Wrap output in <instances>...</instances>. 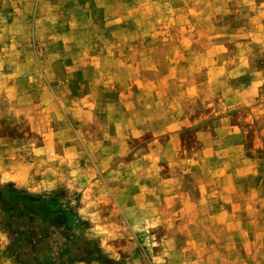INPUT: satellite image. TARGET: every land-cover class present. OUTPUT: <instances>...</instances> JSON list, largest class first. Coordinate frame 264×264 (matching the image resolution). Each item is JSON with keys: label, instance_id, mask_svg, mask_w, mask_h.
<instances>
[{"label": "rangeland", "instance_id": "1", "mask_svg": "<svg viewBox=\"0 0 264 264\" xmlns=\"http://www.w3.org/2000/svg\"><path fill=\"white\" fill-rule=\"evenodd\" d=\"M0 264H264V0H0Z\"/></svg>", "mask_w": 264, "mask_h": 264}, {"label": "trees", "instance_id": "2", "mask_svg": "<svg viewBox=\"0 0 264 264\" xmlns=\"http://www.w3.org/2000/svg\"><path fill=\"white\" fill-rule=\"evenodd\" d=\"M0 209L21 222L39 219L54 227L71 226L75 215L57 204L16 189L0 188Z\"/></svg>", "mask_w": 264, "mask_h": 264}, {"label": "crops", "instance_id": "3", "mask_svg": "<svg viewBox=\"0 0 264 264\" xmlns=\"http://www.w3.org/2000/svg\"><path fill=\"white\" fill-rule=\"evenodd\" d=\"M6 264H14V263H11L10 261H7Z\"/></svg>", "mask_w": 264, "mask_h": 264}]
</instances>
